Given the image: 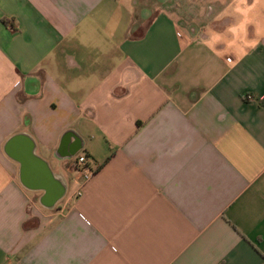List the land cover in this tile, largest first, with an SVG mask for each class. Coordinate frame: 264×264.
<instances>
[{"label":"crops","instance_id":"0c3cea01","mask_svg":"<svg viewBox=\"0 0 264 264\" xmlns=\"http://www.w3.org/2000/svg\"><path fill=\"white\" fill-rule=\"evenodd\" d=\"M0 264H264V0H0Z\"/></svg>","mask_w":264,"mask_h":264},{"label":"built area","instance_id":"2783aa9c","mask_svg":"<svg viewBox=\"0 0 264 264\" xmlns=\"http://www.w3.org/2000/svg\"><path fill=\"white\" fill-rule=\"evenodd\" d=\"M250 99L251 97H246ZM74 168L76 171L79 172L81 177L83 178L84 182H88L95 173V170L91 168V166L87 163V159L85 156L79 157L76 162L74 163ZM82 195V190L77 193V196Z\"/></svg>","mask_w":264,"mask_h":264}]
</instances>
